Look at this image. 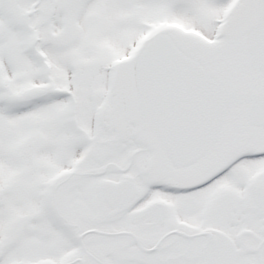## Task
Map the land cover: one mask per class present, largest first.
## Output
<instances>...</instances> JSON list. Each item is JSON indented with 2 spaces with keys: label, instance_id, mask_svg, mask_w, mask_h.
<instances>
[{
  "label": "snow or ice",
  "instance_id": "obj_1",
  "mask_svg": "<svg viewBox=\"0 0 264 264\" xmlns=\"http://www.w3.org/2000/svg\"><path fill=\"white\" fill-rule=\"evenodd\" d=\"M0 264H264V0H0Z\"/></svg>",
  "mask_w": 264,
  "mask_h": 264
}]
</instances>
